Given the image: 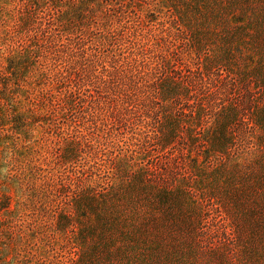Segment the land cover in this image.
<instances>
[{"label":"rangeland","instance_id":"1","mask_svg":"<svg viewBox=\"0 0 264 264\" xmlns=\"http://www.w3.org/2000/svg\"><path fill=\"white\" fill-rule=\"evenodd\" d=\"M0 264H264V0H0Z\"/></svg>","mask_w":264,"mask_h":264}]
</instances>
